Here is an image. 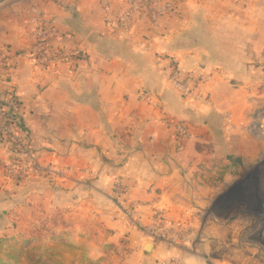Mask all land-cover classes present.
I'll return each instance as SVG.
<instances>
[{
  "label": "crops",
  "instance_id": "crops-1",
  "mask_svg": "<svg viewBox=\"0 0 264 264\" xmlns=\"http://www.w3.org/2000/svg\"><path fill=\"white\" fill-rule=\"evenodd\" d=\"M100 1L43 0L37 8L54 20L62 42L84 50L78 67L39 68L18 51L27 40L13 44L18 50L0 83V105L8 93L19 99L23 128L52 171L20 184L0 173V237L40 222L83 249L88 263L176 257L181 264H220L209 247L231 230L211 213L233 178L218 186L205 179L217 168H252L264 157L254 146H262L264 133L248 132L264 104V89L255 91L264 84V0H173L179 13L163 19L151 47L148 22L120 32L105 23ZM106 1L121 10V0ZM169 58L182 71L211 76L201 85L208 104L170 85ZM166 118L187 125L192 137H177ZM9 156L0 139V167ZM234 157L240 165H224ZM117 178L129 188L121 204L133 220L121 218ZM157 212L182 223L185 238L146 252L145 229Z\"/></svg>",
  "mask_w": 264,
  "mask_h": 264
},
{
  "label": "rangeland",
  "instance_id": "rangeland-1",
  "mask_svg": "<svg viewBox=\"0 0 264 264\" xmlns=\"http://www.w3.org/2000/svg\"><path fill=\"white\" fill-rule=\"evenodd\" d=\"M42 1L0 0V51L7 52L6 69L9 66V59L18 50L13 44L21 43L23 39L27 40L28 43L25 44V48L18 50L25 52L27 56L35 43V36L39 27L44 23L55 24L54 20L38 13L37 8ZM4 71L6 70H2L1 73ZM262 89H264L263 83L256 84V92H260ZM256 109V116L258 114L264 115V104L259 105ZM260 116L253 120L254 126L248 129L251 136H259L264 133V129L260 128L261 122L264 125V117L262 119ZM29 138L27 135L28 146L34 151L32 141ZM259 144L262 146L256 144L254 145L255 148L264 150V140ZM10 151L11 156L3 162L0 173L4 181L20 184L28 178L17 183L11 176L8 177L7 165L15 157L11 148ZM225 163L224 165L227 167L234 164L230 158H227ZM209 166L210 168L214 166L217 168L216 164L211 162ZM229 169L232 170L228 171L223 167L217 168L216 171L209 172L205 179H208L209 184L218 186L222 184L223 180H226V175H229V178L231 176V179L233 178L231 187L225 191L226 193L211 213L213 217L221 218V223L226 226L230 225L231 232L230 235L212 240L209 247L210 258L217 257L218 262H222L220 264H264V157H262L261 162L259 159V163L252 168L245 166L243 169L239 167ZM31 177L35 176L29 178ZM41 224L39 222L33 226L21 227L19 233L15 235L1 236L0 239L5 240L0 245V264H19L15 260L18 255L16 246L17 243L24 241L27 242V247L39 249V254H42L44 260L49 263L99 264L88 263L83 249L80 247L77 249L62 235L54 236L51 230L46 231L45 228L41 227ZM261 230L262 236L259 237L258 231ZM6 239H10L11 242H7ZM35 253L38 254V252Z\"/></svg>",
  "mask_w": 264,
  "mask_h": 264
},
{
  "label": "built area",
  "instance_id": "built-area-1",
  "mask_svg": "<svg viewBox=\"0 0 264 264\" xmlns=\"http://www.w3.org/2000/svg\"><path fill=\"white\" fill-rule=\"evenodd\" d=\"M121 10L115 12L112 6L101 0L105 23L115 26L125 34L133 31L142 20L149 23V33L145 42L148 47L153 46L159 27L165 18L179 13V7L173 0H121ZM238 2V0H234ZM36 40L30 48L27 57L39 68H57L59 65L78 67L86 58L84 50L79 46H69L61 41L60 30L53 23L42 24L37 33ZM7 52L0 51V83L1 71L5 70ZM171 67L167 81L186 99H195L208 104L209 101L201 92V85L210 81L211 76L203 73L185 72L174 67L172 59H168ZM5 103L0 106V138L13 150L14 159L7 165L9 176L14 182H21L30 176H37L50 168H45L39 161L38 155L29 148L27 133L22 124V104L13 94L8 93ZM260 116V115H259ZM262 119L264 115L260 116ZM257 119V118H256ZM260 120V119H259ZM163 123L171 128L177 137L189 139L192 132L189 127L173 119H163ZM254 123H252V126ZM260 128L264 129L261 122ZM129 188L123 178H117L113 185V196L122 206L121 201L128 195ZM121 218L126 221L133 220V210L122 206ZM145 237L156 247L164 244L179 246L185 238L184 226L167 218L163 212L153 215L149 226L145 229ZM160 264H181L176 257L164 258Z\"/></svg>",
  "mask_w": 264,
  "mask_h": 264
},
{
  "label": "trees",
  "instance_id": "trees-1",
  "mask_svg": "<svg viewBox=\"0 0 264 264\" xmlns=\"http://www.w3.org/2000/svg\"><path fill=\"white\" fill-rule=\"evenodd\" d=\"M1 78L2 80L8 78L6 71L1 73ZM4 240L5 239H0V245L4 242ZM6 241L11 242L10 239H6ZM27 245L28 244L26 241L17 243L16 248L18 255L15 260H17L19 264H60V263H49L48 261L44 260V256L42 254H39L40 253L39 249L27 247ZM35 252H38V254Z\"/></svg>",
  "mask_w": 264,
  "mask_h": 264
},
{
  "label": "water",
  "instance_id": "water-1",
  "mask_svg": "<svg viewBox=\"0 0 264 264\" xmlns=\"http://www.w3.org/2000/svg\"><path fill=\"white\" fill-rule=\"evenodd\" d=\"M232 162H233L234 164H239V165H240V158H239V157H234V158L232 159ZM152 247H153V244H152V243H148V244L145 246V251H146V252H149V251L152 249Z\"/></svg>",
  "mask_w": 264,
  "mask_h": 264
}]
</instances>
